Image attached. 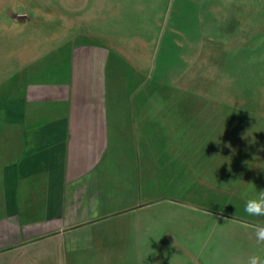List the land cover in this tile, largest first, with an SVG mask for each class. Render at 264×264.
<instances>
[{
  "label": "crops",
  "instance_id": "1",
  "mask_svg": "<svg viewBox=\"0 0 264 264\" xmlns=\"http://www.w3.org/2000/svg\"><path fill=\"white\" fill-rule=\"evenodd\" d=\"M60 1L61 10L47 18L63 24L33 31L42 37L25 50L26 63L0 76V264H199L203 258L247 264L251 255L264 257L255 233L264 216L244 211L264 190V123L257 126L256 155L243 156L253 172L222 170L221 182L208 167L200 173L207 185L239 187L238 212L198 202L191 188L179 193L184 199L166 197L167 178L177 184L183 172L199 176L187 159L202 142L197 129L175 125L167 138L162 112L143 103L148 92L130 89L131 76H119L111 42L81 40L110 36L70 22L90 7L96 20H105L108 0ZM209 112L205 144H227L219 139L224 128L214 137L219 119L213 107ZM202 242H209L206 250H199Z\"/></svg>",
  "mask_w": 264,
  "mask_h": 264
},
{
  "label": "rangeland",
  "instance_id": "2",
  "mask_svg": "<svg viewBox=\"0 0 264 264\" xmlns=\"http://www.w3.org/2000/svg\"><path fill=\"white\" fill-rule=\"evenodd\" d=\"M108 2V16L103 21L94 18L91 7L82 19L70 18L72 24L79 20L83 32L110 31V36L102 34L96 41L93 37L81 40L111 42L117 49L119 76H131L130 89L148 92V99L144 97L143 102L139 96L136 105L148 103L150 110L162 112L161 118L168 125L167 138L174 133L175 125L190 124L202 141L187 156L196 166L198 178L190 179L183 170L180 183L173 184L167 178L165 196L184 199L179 193L191 188L196 190L198 202L206 199L213 207H229L225 213L238 212L239 187L228 183L207 185L200 173L208 167L215 174L211 179L221 182L216 174L222 170L229 176L254 170L253 164L244 163L243 156L256 155L257 126L264 123V0ZM117 2L119 11L115 12ZM61 8L60 0H0V76H12L20 63H26L29 50H25L42 37L37 38L33 31L60 27L59 20L47 16ZM79 31L72 30L67 37L73 38ZM211 107L219 119L214 137L224 128L225 137L219 139L226 138L227 144H205L212 133L206 131ZM186 134L189 138L192 133ZM190 182L195 183L186 185ZM219 230L215 227L213 234L218 235ZM207 245L209 242H202L199 250H206ZM208 250L215 252V247L208 246ZM205 260H199V264ZM174 261L165 259L163 264Z\"/></svg>",
  "mask_w": 264,
  "mask_h": 264
},
{
  "label": "clouds",
  "instance_id": "3",
  "mask_svg": "<svg viewBox=\"0 0 264 264\" xmlns=\"http://www.w3.org/2000/svg\"><path fill=\"white\" fill-rule=\"evenodd\" d=\"M244 211L249 216H264V190L258 192L256 198L249 199L245 203ZM256 239L264 242V225L255 227ZM247 264H264V257L254 254L248 257Z\"/></svg>",
  "mask_w": 264,
  "mask_h": 264
}]
</instances>
